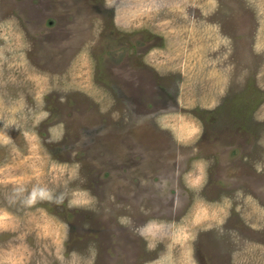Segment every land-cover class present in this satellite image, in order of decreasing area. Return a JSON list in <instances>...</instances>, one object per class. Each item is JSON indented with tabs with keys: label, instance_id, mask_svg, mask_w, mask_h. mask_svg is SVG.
<instances>
[{
	"label": "rangeland",
	"instance_id": "374dc122",
	"mask_svg": "<svg viewBox=\"0 0 264 264\" xmlns=\"http://www.w3.org/2000/svg\"><path fill=\"white\" fill-rule=\"evenodd\" d=\"M147 249L264 264V0H0V264Z\"/></svg>",
	"mask_w": 264,
	"mask_h": 264
},
{
	"label": "flooded vegetation",
	"instance_id": "af4514ba",
	"mask_svg": "<svg viewBox=\"0 0 264 264\" xmlns=\"http://www.w3.org/2000/svg\"><path fill=\"white\" fill-rule=\"evenodd\" d=\"M44 105H46V106H49V107H47V111H48V114H46V119H44L45 121H44V123L43 124H40V126L42 125V126H44V125H46V126H53V125H55V123H54V121H55V116L57 115V113L56 112H58V110H59V105L57 104V105H55V106H50L49 105V99H47L46 100V102L44 103ZM56 113V115L53 117V118H51V116H53L54 114ZM49 134V133H48ZM127 169H129V168H127ZM174 171V170H173ZM176 171V170H175ZM105 191H107V189L105 190ZM174 191V190H173ZM104 192V189H102V188H100L99 189V195L100 194H102ZM187 204H185L184 206H181V205H179V204H173L172 205V214H173V216L176 214V212H179V211H181L182 210V208H184L185 206H186ZM147 244V243H146ZM161 246H164V245H161ZM159 248V247H158ZM140 252H142V256L144 257V258H146V259H151L152 258V256L154 255V253L156 252V249H152V250H150V249H147V250H143V251H140ZM158 257V256H157ZM156 259V258H155ZM155 259H151V261L150 262H146L147 264H150V263H152Z\"/></svg>",
	"mask_w": 264,
	"mask_h": 264
}]
</instances>
